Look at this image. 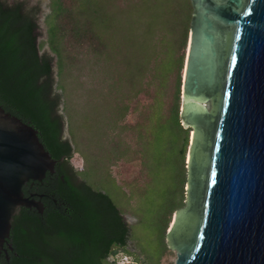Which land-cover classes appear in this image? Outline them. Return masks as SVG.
Returning a JSON list of instances; mask_svg holds the SVG:
<instances>
[{"label": "trees", "instance_id": "obj_1", "mask_svg": "<svg viewBox=\"0 0 264 264\" xmlns=\"http://www.w3.org/2000/svg\"><path fill=\"white\" fill-rule=\"evenodd\" d=\"M48 9L47 39L38 43L39 8L0 0V106L37 131L75 181L64 176L55 186L67 213L42 217L20 210L9 260L2 254L0 264H117L109 258L119 251L150 264L148 256L125 250L133 224L141 221L133 208L140 200H173L162 213V252L155 262L161 264L172 251L166 243L171 217L185 207L191 129L182 125L180 98L191 0H49ZM44 45L51 55L39 53ZM53 58L69 139L56 113ZM169 150L173 159L165 156ZM74 154L82 160L78 170L70 165ZM162 157L176 181L161 195L155 167ZM108 178L120 188L121 203ZM125 215L136 222L127 224Z\"/></svg>", "mask_w": 264, "mask_h": 264}, {"label": "water", "instance_id": "obj_2", "mask_svg": "<svg viewBox=\"0 0 264 264\" xmlns=\"http://www.w3.org/2000/svg\"><path fill=\"white\" fill-rule=\"evenodd\" d=\"M181 84L193 140L185 207L166 234L175 264H264V0H191ZM54 161L0 106V253L28 181Z\"/></svg>", "mask_w": 264, "mask_h": 264}, {"label": "rangeland", "instance_id": "obj_3", "mask_svg": "<svg viewBox=\"0 0 264 264\" xmlns=\"http://www.w3.org/2000/svg\"><path fill=\"white\" fill-rule=\"evenodd\" d=\"M8 4H13L15 2H24L28 6H37L39 8V13L37 15V25H38V38L37 42H45L47 39L46 34V27L44 24L45 17L49 13L48 9V3L49 0H4ZM39 53H47L50 54L49 49L47 46H43L42 49H39ZM51 55V54H50ZM186 56V55H185ZM53 93L57 94L59 96V103L58 107L56 109V113L62 117L63 120V131L62 135L65 139H69V135L67 133V126H66V118L63 112V101L61 99V91L57 88V70L55 67V59L53 58ZM180 110H181V103H180ZM183 125V124H182ZM184 128H187L184 126ZM191 133H189V143L191 139ZM167 135V137L171 135V132L165 131L164 133ZM168 138V140H169ZM168 140H165V147H168ZM189 147L187 148L186 153V168L188 163V156H189ZM168 151V150H167ZM165 153V156L168 157V155L173 159L174 158V151L169 150V152ZM158 157V155H157ZM70 165L75 169L78 170L82 165L81 158L74 154L72 155V158L70 159ZM172 166L170 163L165 159V157H162L160 160L159 158L156 161V167L158 172L161 174L160 178V188L159 192L162 194H166L167 189L175 184L176 177L175 173L172 171ZM109 180V181H108ZM108 182L110 193L112 197L116 200V202L121 203L123 200L122 193L120 191V188H118L116 185H114L113 181L108 178L106 180ZM172 184V185H171ZM118 185V184H117ZM93 187L97 190L99 187V184L93 183ZM173 200H140L136 206H134L133 210L140 215L141 221L138 224H133L131 231H130V239L127 243V246L125 248L126 251H129L137 256H148L150 264H155L157 258L162 252V243H161V226H162V220H163V211L168 210L170 206H172ZM176 213V212H175ZM175 215L173 214L170 220V224L168 226L167 232L170 230L172 223L175 220ZM124 221L127 224H132L133 222H136L135 216H123ZM174 219V220H173ZM166 243L168 244V240L166 238ZM140 260L143 259V257H139ZM110 261L117 260V264H136L135 260L132 257L127 256L123 251L117 252V254L114 257L109 258ZM176 261V252L171 251L167 255H165L161 261V264H175ZM141 264V263H137Z\"/></svg>", "mask_w": 264, "mask_h": 264}, {"label": "flooded vegetation", "instance_id": "obj_4", "mask_svg": "<svg viewBox=\"0 0 264 264\" xmlns=\"http://www.w3.org/2000/svg\"><path fill=\"white\" fill-rule=\"evenodd\" d=\"M52 160L54 161L53 168L51 171L46 172L43 179H41L39 182L30 180L27 183H25L22 187V192L24 197L36 203V206L20 207L16 215L19 214L22 208H28L33 212L35 211L42 217L51 211H58L59 213H61V209H63L65 213L68 212V206L61 203V200H65V199L55 197L54 195L55 186L59 180L61 181L64 179V176H67L69 178V181L71 182L75 180L73 176H71L67 166H65L64 158H60L58 160H54V159ZM14 217L11 223V229L13 227ZM8 250L10 251L12 250L11 244L9 242V237L6 239L5 243L3 244V248L0 253V259H1V255L4 254L5 260L6 261L9 260L8 252H7Z\"/></svg>", "mask_w": 264, "mask_h": 264}, {"label": "bare ground", "instance_id": "obj_5", "mask_svg": "<svg viewBox=\"0 0 264 264\" xmlns=\"http://www.w3.org/2000/svg\"><path fill=\"white\" fill-rule=\"evenodd\" d=\"M191 142H192V140H193V132L191 133ZM190 149H191V146L189 147V153H190ZM188 159H189V156H188ZM174 220V219H173ZM173 224V223H172Z\"/></svg>", "mask_w": 264, "mask_h": 264}]
</instances>
